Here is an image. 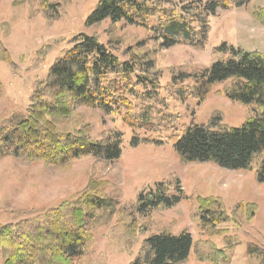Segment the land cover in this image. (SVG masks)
I'll use <instances>...</instances> for the list:
<instances>
[{
    "label": "rangeland",
    "instance_id": "1",
    "mask_svg": "<svg viewBox=\"0 0 264 264\" xmlns=\"http://www.w3.org/2000/svg\"><path fill=\"white\" fill-rule=\"evenodd\" d=\"M61 1L57 18L51 21L37 3L17 5L14 0H0V134L28 117L33 96L43 91L49 70L72 47L78 34L97 37L122 62L154 58L153 72L161 77L160 87H138L128 97L131 118L155 128L129 127L123 121L124 111L106 115L74 103L72 97H59L69 115L53 120L50 129L58 133L81 131L96 142L107 141L120 130L122 156L113 162L88 156L52 166L0 154V224L54 219L56 210L65 214L88 196L116 198L119 206L113 220H106V211L92 210L89 228L95 246L75 264H131L147 238L183 232L194 240L191 256L183 264H212L218 250L236 244L233 264H250L249 245L264 249V183L257 181L259 162L253 161L252 169L241 171L213 163H184L171 138H182L188 127L209 125L214 117L218 118L217 130L239 128L254 115V106L229 100L224 91L230 83L216 84L200 102L194 77L177 79L178 84L174 77L210 69L214 63L227 60L233 50L264 55V0H249L240 8H218L208 18L211 33L205 49L184 44L164 48L154 30L142 25L106 20L87 26V17L100 0ZM161 4L179 14L192 0H161ZM135 138L141 139L138 146L132 144ZM159 183L170 185L171 194L183 200L172 208L138 215L135 206L139 195ZM211 197L220 198L235 218L234 223L219 227L228 230L226 233L205 231L194 215L199 213L202 200ZM119 212L129 217L127 224L137 218L138 233L128 227L116 229L123 218ZM5 263L0 251V264Z\"/></svg>",
    "mask_w": 264,
    "mask_h": 264
},
{
    "label": "trees",
    "instance_id": "2",
    "mask_svg": "<svg viewBox=\"0 0 264 264\" xmlns=\"http://www.w3.org/2000/svg\"><path fill=\"white\" fill-rule=\"evenodd\" d=\"M61 2L14 0L17 5L39 4L51 21L56 20ZM249 2L192 0L191 5L183 6L177 14L175 9L162 6L161 0H100L87 17L86 24L95 26L110 20L113 24L142 25L154 30L164 48L184 44L205 49L211 33L209 16L218 8H240ZM152 20L156 23L151 24ZM134 59L135 62H122L95 36H75L72 47L66 49L49 70L43 91L33 96L28 117L0 134L1 156L9 154L52 166H63L88 156L108 162L118 160L122 156L123 133L120 130H115L109 140L96 142L88 140L81 131L58 133L49 125L53 120L69 115V108L58 101L59 97L67 96L76 104L97 108L106 115L115 116L124 111L123 121L129 127L155 128L131 118L132 103L128 95L138 87L159 88L161 77L153 72L156 69L154 58ZM179 76L174 77L176 84L179 83L177 79H196L200 102L216 84L230 83L224 91L229 100L254 106V115L239 128L217 130L215 120L218 118L214 117L209 125L188 127L182 138L173 136L171 141L183 162L213 163L224 169L241 171L252 169L253 161L257 160V181L264 183V55L233 50L227 60L214 63L210 69ZM41 122H44L42 126ZM140 143L141 139L135 138L132 144L138 146ZM171 191V186L166 183L146 188L139 195L135 212L146 216L160 207H174L183 198ZM212 198L202 200L199 213L194 215L205 231L226 233L228 230L219 227L234 223L235 218L220 198ZM80 203L67 209L65 214L56 210L54 219L43 217L19 224H0V251L5 264H75L82 260L95 246V237L89 228L92 210L106 211V220H113L117 217L119 202L116 198L88 196ZM120 215L123 218L116 229L121 231L128 227L138 233L137 218L127 224L125 221L129 217ZM67 217L73 220L68 221ZM193 244V237L188 232L156 234L145 240L140 254L131 264H183L190 258ZM238 246L218 250L211 259L212 264H233ZM249 259L250 264L255 261L264 264V249L250 244Z\"/></svg>",
    "mask_w": 264,
    "mask_h": 264
}]
</instances>
